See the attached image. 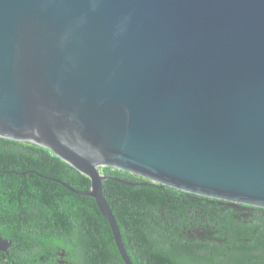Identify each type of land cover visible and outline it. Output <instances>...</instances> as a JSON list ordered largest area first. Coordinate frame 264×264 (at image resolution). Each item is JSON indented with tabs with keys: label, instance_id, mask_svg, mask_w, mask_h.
<instances>
[{
	"label": "water",
	"instance_id": "1",
	"mask_svg": "<svg viewBox=\"0 0 264 264\" xmlns=\"http://www.w3.org/2000/svg\"><path fill=\"white\" fill-rule=\"evenodd\" d=\"M0 138L90 179L125 264L102 168L264 208V0H0Z\"/></svg>",
	"mask_w": 264,
	"mask_h": 264
},
{
	"label": "trees",
	"instance_id": "2",
	"mask_svg": "<svg viewBox=\"0 0 264 264\" xmlns=\"http://www.w3.org/2000/svg\"><path fill=\"white\" fill-rule=\"evenodd\" d=\"M103 195L133 264H264V208L105 167ZM116 179L137 185H126ZM91 181L30 142L0 138V264H125Z\"/></svg>",
	"mask_w": 264,
	"mask_h": 264
},
{
	"label": "flooded vegetation",
	"instance_id": "3",
	"mask_svg": "<svg viewBox=\"0 0 264 264\" xmlns=\"http://www.w3.org/2000/svg\"><path fill=\"white\" fill-rule=\"evenodd\" d=\"M1 208H2V202L0 201V210H1ZM60 264H67V262L64 260H61L60 261Z\"/></svg>",
	"mask_w": 264,
	"mask_h": 264
}]
</instances>
